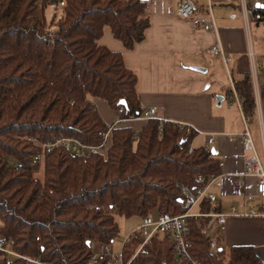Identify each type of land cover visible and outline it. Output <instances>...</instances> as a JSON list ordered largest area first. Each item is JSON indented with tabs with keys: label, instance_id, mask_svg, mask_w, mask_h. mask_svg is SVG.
Here are the masks:
<instances>
[{
	"label": "trees",
	"instance_id": "trees-1",
	"mask_svg": "<svg viewBox=\"0 0 264 264\" xmlns=\"http://www.w3.org/2000/svg\"><path fill=\"white\" fill-rule=\"evenodd\" d=\"M34 5V0H0V237L12 239L14 250L25 257L89 264V242L109 244L119 234L115 216L142 218L154 209L181 214L178 185H195L199 174L220 176L221 168L211 150L191 147L195 133L169 122L159 127L151 120L138 133L114 129L105 157H79L57 147L45 157L43 182L34 178L38 166L32 157L39 147L32 139L46 143L73 138L101 145L108 126L94 98L116 112L122 108L120 119L146 112L136 75L125 68L120 53L96 41L108 26L131 50L149 26L142 17V0H66L52 25V20L33 15ZM234 89L243 100L244 115L252 116L256 104L249 76L234 83ZM260 93L264 95V88ZM209 206L204 200L202 211ZM196 222L189 221L188 241L192 257L201 264H258L252 247L227 249L221 235L212 252L203 231L206 221L200 220L202 229ZM138 244L135 237L125 247L126 261ZM105 260L101 257L96 264ZM130 264L180 263L171 241L157 237L148 253Z\"/></svg>",
	"mask_w": 264,
	"mask_h": 264
},
{
	"label": "crops",
	"instance_id": "crops-1",
	"mask_svg": "<svg viewBox=\"0 0 264 264\" xmlns=\"http://www.w3.org/2000/svg\"><path fill=\"white\" fill-rule=\"evenodd\" d=\"M142 1L145 2L142 17L149 26L140 43L127 50L105 26L97 45L121 54L125 68L136 75L137 94L146 111L155 109L159 118L184 125L180 129L189 127V132L196 134L191 147L214 149L212 155L219 161L221 174L208 191L216 197V209L229 212L231 207L237 211L255 208L257 202L244 203V195L253 190L255 180L247 179L246 190L242 192L235 189L234 178L230 176L242 173L245 160L253 153L243 150L238 137L228 140V134L244 131L240 112L235 107L229 108V104L231 87L248 75L256 105L253 115L248 116L247 127L254 153L264 163V116L259 105L260 97L264 96L260 93L264 88V51L260 52L258 45L263 42L264 46V39L258 35L264 22L250 23L246 19L243 5L248 0H193L200 19L208 20L207 11H210L215 23L216 32H204L196 29L190 20L176 15L180 0ZM215 43L230 59L227 66L212 52ZM254 63L260 64L262 72L253 83ZM218 97L222 98L220 103ZM92 101L106 126L115 123V110L102 99ZM147 122L124 121L118 128H131L138 133ZM124 220L132 223L125 234L139 224L140 218ZM221 237L227 249L252 247L258 264H264V218H229ZM115 243L119 244L112 243L111 250Z\"/></svg>",
	"mask_w": 264,
	"mask_h": 264
},
{
	"label": "built area",
	"instance_id": "built-area-1",
	"mask_svg": "<svg viewBox=\"0 0 264 264\" xmlns=\"http://www.w3.org/2000/svg\"><path fill=\"white\" fill-rule=\"evenodd\" d=\"M34 1L36 5L51 1V4L56 5L58 8H63L66 3V0ZM243 12L250 23H263L264 0H248V4H246V6L243 5ZM175 13L181 19L190 20L193 26L199 31L216 32L215 23L210 11H207V16L209 17L208 20L204 21L200 19L199 15H197V7L193 0H180L176 5ZM211 49L215 56L222 59L224 65L227 66L230 63V59L225 57L222 48L218 44L215 43ZM249 54L252 56V53ZM261 72L262 68L260 67V64L254 63L253 83L254 78ZM254 89L255 88H252V90ZM230 99L231 102L229 108L235 107L240 112L244 123V131L238 134H228V140L233 141L235 137H238L242 141L243 150L245 152L253 153L252 157L245 160L242 173L230 176L234 178L235 189L242 192H245L246 190L247 185L245 184V181L247 179L255 180L253 190L244 195V203L257 202V206L255 208L244 209L243 211H237L235 207H231L229 212L217 211L215 207L216 197L210 194L208 190L218 176L206 177L199 174L195 177V185H178L181 195V207L183 210L181 214L175 216L167 213L160 214L157 209H154L149 215L140 218L139 224L127 234H124L125 237L122 240L116 235L109 244H98L95 241L89 242L88 245L92 252L89 264H96L101 257H105V264H130L138 255H146L153 240L157 237L168 238L171 241L175 257L180 264H201L199 259L193 258L190 252L191 243L188 241L190 219L196 220V225L201 229L202 224L200 220L203 219L206 221V227L203 231L209 239V247L211 251L216 252L219 247L218 235H222L224 232L226 222L229 218H264V163L261 162L254 153L253 144L247 127L248 117L243 113V100L237 95L233 86L230 89ZM72 103L73 102L71 101L70 104ZM122 111V108L117 110V120L115 123L108 126L107 131L103 134L102 143L99 146H89L73 138H58L54 142L46 143L32 139L36 146L39 147V152L32 157L33 164L37 165L38 168L43 166L45 157L52 153L57 147H61L64 151L79 157H87L94 153H98L105 157L107 150L111 146V133L114 129L118 128L121 122H147L155 120L158 121L159 127L167 122L165 119L159 118L156 115L155 109L147 110L138 118L125 120L119 118V114H121ZM173 124L178 127L184 126L177 123ZM189 130L190 128L188 127L186 132L189 133ZM190 152L191 149L189 150V153ZM14 166L16 168H21V164L19 163H15ZM204 200L210 204L207 211H202ZM95 210H98V208L95 207ZM135 237L139 239V244L131 258L126 261L123 250ZM114 242H119V249L117 252L111 250V244ZM0 253V264H12L15 260H22L25 264H51L49 262H44L39 258H29L18 254L14 250V241L5 236L0 237Z\"/></svg>",
	"mask_w": 264,
	"mask_h": 264
},
{
	"label": "rangeland",
	"instance_id": "rangeland-1",
	"mask_svg": "<svg viewBox=\"0 0 264 264\" xmlns=\"http://www.w3.org/2000/svg\"><path fill=\"white\" fill-rule=\"evenodd\" d=\"M44 3H40V5H34L35 9H34L33 15L35 17H37L39 20L45 19L47 23H50L52 20V22L50 24V25H52L55 22H57V20L60 18L62 8L55 7L53 4L43 5ZM263 34H264V26H261L258 35H259V37L264 39ZM258 45L260 46V49H259L260 52H263L264 51L263 42L259 43ZM260 100H261V102H260ZM259 105L262 106V112H263V116H264V96L262 98L260 97ZM117 117H118V115H117ZM43 171H44V164H43V166L39 167L38 170L35 172L34 178H37L43 182V179H42ZM115 220H116V223L119 227V239L122 240L125 237L124 231L126 230V228L128 226H131L132 223L131 222L126 223L124 218H120L118 216H115ZM127 233H125V234H127ZM118 249H119V244L118 243L113 244L112 251L117 252Z\"/></svg>",
	"mask_w": 264,
	"mask_h": 264
},
{
	"label": "water",
	"instance_id": "water-1",
	"mask_svg": "<svg viewBox=\"0 0 264 264\" xmlns=\"http://www.w3.org/2000/svg\"><path fill=\"white\" fill-rule=\"evenodd\" d=\"M264 66V65H263ZM222 101V98L221 97H218V102L220 103ZM218 103V104H219ZM120 105H125V102L124 101H120ZM211 152L213 153V154H215L214 153V149H211ZM179 202H181V200H179ZM88 244V243H87Z\"/></svg>",
	"mask_w": 264,
	"mask_h": 264
}]
</instances>
